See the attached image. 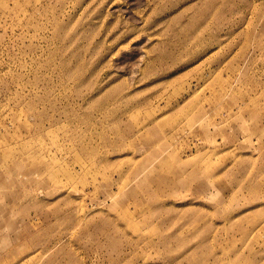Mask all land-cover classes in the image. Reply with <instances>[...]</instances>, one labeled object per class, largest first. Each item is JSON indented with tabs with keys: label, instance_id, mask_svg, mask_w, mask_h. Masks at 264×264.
I'll list each match as a JSON object with an SVG mask.
<instances>
[{
	"label": "rangeland",
	"instance_id": "1",
	"mask_svg": "<svg viewBox=\"0 0 264 264\" xmlns=\"http://www.w3.org/2000/svg\"><path fill=\"white\" fill-rule=\"evenodd\" d=\"M0 264H264V0H0Z\"/></svg>",
	"mask_w": 264,
	"mask_h": 264
}]
</instances>
